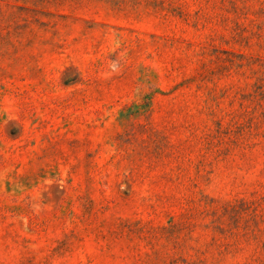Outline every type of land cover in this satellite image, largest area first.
Masks as SVG:
<instances>
[{
	"label": "rangeland",
	"instance_id": "rangeland-1",
	"mask_svg": "<svg viewBox=\"0 0 264 264\" xmlns=\"http://www.w3.org/2000/svg\"><path fill=\"white\" fill-rule=\"evenodd\" d=\"M0 264H264V0H0Z\"/></svg>",
	"mask_w": 264,
	"mask_h": 264
}]
</instances>
